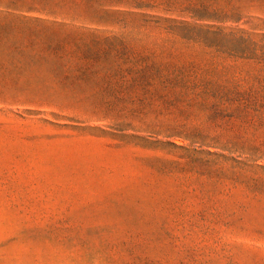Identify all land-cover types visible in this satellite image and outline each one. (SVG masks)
Instances as JSON below:
<instances>
[{
    "label": "rangeland",
    "instance_id": "374dc122",
    "mask_svg": "<svg viewBox=\"0 0 264 264\" xmlns=\"http://www.w3.org/2000/svg\"><path fill=\"white\" fill-rule=\"evenodd\" d=\"M228 1L243 11L241 30L264 33V0ZM89 13L80 0H0V264H264V168L255 187L213 194L240 220L187 230L168 204L205 191L143 160L181 152L102 131L116 119L99 114L101 69L85 71L77 45L123 28L91 24Z\"/></svg>",
    "mask_w": 264,
    "mask_h": 264
},
{
    "label": "trees",
    "instance_id": "16d2710c",
    "mask_svg": "<svg viewBox=\"0 0 264 264\" xmlns=\"http://www.w3.org/2000/svg\"><path fill=\"white\" fill-rule=\"evenodd\" d=\"M80 1L90 10L84 20L123 28L77 45L75 61L101 69L99 114L116 119L102 131L124 145L181 152L143 159L182 187L194 176L207 195L170 202L176 226L214 230L240 220L213 194L255 187L252 173L264 168V136L256 133L264 129V33L241 30L243 11L228 0ZM102 3L109 9L98 10Z\"/></svg>",
    "mask_w": 264,
    "mask_h": 264
}]
</instances>
